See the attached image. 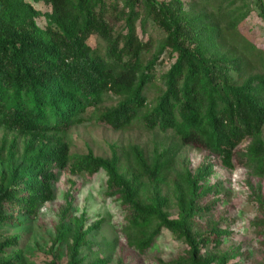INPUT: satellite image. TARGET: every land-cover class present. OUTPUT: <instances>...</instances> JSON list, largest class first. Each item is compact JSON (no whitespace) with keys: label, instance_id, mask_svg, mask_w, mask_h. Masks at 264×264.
<instances>
[{"label":"trees","instance_id":"obj_1","mask_svg":"<svg viewBox=\"0 0 264 264\" xmlns=\"http://www.w3.org/2000/svg\"><path fill=\"white\" fill-rule=\"evenodd\" d=\"M260 7L264 21L263 0ZM249 13L248 0H0L1 153L9 144L1 165L0 264H26L21 235L8 231L53 201V185L67 169L105 172L106 196L124 212L120 242L139 255L156 249L165 230L186 247L168 264H241L240 253L219 252L232 234L220 226L226 217L212 219L222 191L211 181L216 166L264 181V47L240 30ZM90 109L114 131L170 133L204 160L180 168L171 147L146 155L130 145L123 156L113 150L109 159L89 155L72 166L64 137ZM257 199L264 208V197ZM72 226L60 225L57 236L70 232L67 264H84L101 221L85 227L84 217L75 218Z\"/></svg>","mask_w":264,"mask_h":264},{"label":"rangeland","instance_id":"obj_2","mask_svg":"<svg viewBox=\"0 0 264 264\" xmlns=\"http://www.w3.org/2000/svg\"><path fill=\"white\" fill-rule=\"evenodd\" d=\"M248 4L250 13L240 25V30L249 41L264 47V21L260 16V0H248ZM96 40L91 39L90 45L97 46ZM168 66L169 61H165L158 70L162 73ZM152 96L153 93L149 98L152 99ZM113 104L115 99L107 100L103 105L107 107ZM83 119V123L74 125L64 137L73 159L72 166L89 155L109 159L113 150L123 156L122 150L130 145L140 147L146 155L156 146L171 147L176 152L178 166L189 167L191 170L196 169L205 157L202 151L179 147L178 141L170 133H148L138 127L114 131L100 124L92 109L88 110ZM2 138L0 132V150ZM8 145L4 152L0 151V186L1 174L5 173L1 165L7 161ZM22 148L20 141L18 153L22 152ZM214 170L215 177L211 184L220 185L222 193L219 197L221 203L212 219L218 221L226 217V222L219 221L220 226L224 229L227 227L232 234L219 252L234 250L240 253L238 260L241 264H264V208L257 199L259 195L264 197V181L249 177L244 169L237 168L229 172L216 166ZM106 181V174L102 170L93 175L84 172L75 174L69 169L61 173L53 185V201L41 207L37 216L23 217V221H26L24 227L8 231L9 234L21 235L26 264H52L54 256L58 264H67V249L72 240L68 231L66 238L59 239L58 228L63 225L64 229H69L73 227L75 218L82 217L85 227L101 221L100 229L90 238L93 245L82 253V258L86 259L84 264L95 259H107L108 264H168L186 255L185 245L165 230L157 241L156 249L144 255H139L120 242L119 230L124 224V212L115 198L106 196ZM170 187H165L164 194L168 199L167 211L174 218L176 207ZM212 198L208 199L209 202L213 201ZM63 212L66 213L65 219ZM208 220L200 222L199 226L205 228Z\"/></svg>","mask_w":264,"mask_h":264}]
</instances>
